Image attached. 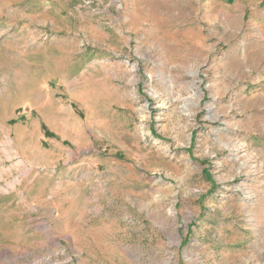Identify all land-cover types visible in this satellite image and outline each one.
Returning <instances> with one entry per match:
<instances>
[{"label": "rangeland", "instance_id": "rangeland-1", "mask_svg": "<svg viewBox=\"0 0 264 264\" xmlns=\"http://www.w3.org/2000/svg\"><path fill=\"white\" fill-rule=\"evenodd\" d=\"M0 264H264V0H0Z\"/></svg>", "mask_w": 264, "mask_h": 264}]
</instances>
